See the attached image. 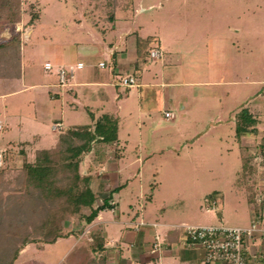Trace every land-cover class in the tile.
Listing matches in <instances>:
<instances>
[{"label":"rangeland","instance_id":"rangeland-1","mask_svg":"<svg viewBox=\"0 0 264 264\" xmlns=\"http://www.w3.org/2000/svg\"><path fill=\"white\" fill-rule=\"evenodd\" d=\"M134 1L135 12L119 10L115 19H112L109 16L112 13L113 0H23V8L27 13L23 15L21 22L16 24V29L23 31L22 78L0 79L2 112L0 119L4 125L7 123V128L4 131L1 128L0 132V152L3 156L0 171L6 168L5 175L1 176L4 183L0 185V243L2 246L7 243L20 246L27 239L33 240L20 251L16 264H84L90 258H95L99 264H108L102 263L100 259L104 251L96 249L98 244H101L100 232L91 227L96 218L91 223L86 219L92 207H82L80 210H70L68 207L58 223L62 236L54 243H44L42 240H45L51 223L47 218L42 219L46 220L45 225L39 223L42 216L32 219L34 222H29L24 218L28 213L25 210V202L17 204L18 202L12 200L16 195L6 192V189L12 192L9 186L10 177L14 176L13 170L19 169L22 162L19 155L9 154L10 151L7 149L9 150L10 146L5 143L28 140L40 134L42 135L40 145L42 147L51 145L55 134L51 132L50 120L47 119L55 114L57 108L51 109L50 102L47 101L38 102L48 92L47 83L58 79L54 76L57 67L50 54L53 55L57 50L64 54L63 50L68 45L75 48L79 43L85 46L92 43L91 35L86 33L88 29L83 27L86 22L89 25L94 23L95 26L91 29L94 33H99L96 27L106 29L114 22L124 20L123 17L126 16L128 18V21L124 22L126 27L137 30L138 34L144 37L153 35L157 39L160 38L161 47L165 52H172L175 55L180 46L187 52L194 50V55L188 57L194 58L200 67L208 72L206 74L208 77L203 79L221 80L222 76L227 75V78L244 81L236 86L219 84L185 88L181 79L183 72L185 76H189L188 71L180 69H175L173 73L160 71L159 66H156L158 59L149 55L144 56L140 65L141 68H145V64L148 63L146 77L151 81L154 79L159 81L165 75L163 81L170 84L167 85L169 87L164 99L166 97L176 118L174 122L166 121L161 108L160 94L143 100V111L154 110L152 116L151 118L143 116L140 118L141 121L138 119L133 121L135 118L133 116L122 117L120 132L118 128L119 148L111 149V143L97 139L92 143L90 152L83 155L81 174L89 173V186L92 178L99 174L97 168L99 163H108L109 158L120 159L121 165L133 162V170H136L139 161L136 160L138 152L135 146L140 144L143 153L148 147L155 151L144 163L142 183L145 193L141 195L138 181L133 182L131 187L134 190L133 197L119 202L121 217L123 212L125 215L142 214V207L146 206L148 220L163 221L166 217L172 221L170 223L181 224L183 232V227L190 225L248 227L252 225L250 216L252 210L258 216L261 212L264 213V203L261 208V204L255 201V198L259 197L264 199V190L256 186L259 173L252 176L250 168L247 167L244 171L246 176L240 177L241 149L243 152L254 153L256 146L264 144L262 139L264 114L259 108V105L264 106V0ZM30 4L36 5L40 11V18L32 27H26L30 18L27 10ZM11 36V28L5 26L0 30L1 40H7ZM78 53L77 49L73 54L74 59ZM95 59L98 60V57L92 58ZM48 61L54 65L52 70L45 68ZM176 63L174 61V64ZM135 74L138 76L139 72ZM118 77L121 78V75ZM188 79H191V76ZM33 84L37 86L31 90L24 89ZM122 87L121 85L119 90H123ZM15 89L18 91L11 92ZM125 89L128 91L131 87ZM193 91L203 92L208 97L195 98ZM235 93L237 98L232 100L231 96ZM235 102H238V109L248 108L254 117H257L259 121L257 128L261 132L259 135H247L240 142L236 139L233 121ZM35 112L38 113L40 122L34 120ZM82 119L72 123L87 122ZM219 120L220 123H217ZM60 128L59 124L55 126L57 130ZM187 147L190 148L189 151ZM188 152H194L191 155L192 160ZM191 161L196 169L190 165ZM69 163L70 160L64 162L66 168L63 167V171L68 172ZM62 174L64 173L59 170L56 177L62 178ZM191 175L199 181L193 180ZM189 177L191 178L187 181ZM260 179L262 180V177ZM203 186H206L207 194L224 193L223 197L220 196L221 213L213 209L207 211L205 198L196 204V199L191 193L203 190ZM165 192L166 195L163 194ZM178 194L180 198L176 196ZM95 197L93 207L103 204L102 197ZM41 199L50 209L59 208L60 204H64L62 199L47 194L46 196L41 194ZM38 203L36 200L35 205ZM218 204L220 207V201ZM39 209L45 215L46 208L42 204ZM105 220L113 223L107 213L102 221ZM27 223L29 231L26 230ZM258 223L264 226L263 220L262 222L259 220ZM113 226L116 229L120 225ZM111 260L112 258L109 259V263L113 264Z\"/></svg>","mask_w":264,"mask_h":264},{"label":"crops","instance_id":"crops-1","mask_svg":"<svg viewBox=\"0 0 264 264\" xmlns=\"http://www.w3.org/2000/svg\"><path fill=\"white\" fill-rule=\"evenodd\" d=\"M119 10L129 12L130 9L125 10L119 8L116 13ZM123 18L124 20L122 19L118 23L114 22L106 29H100L99 27H96L99 33H94L93 29H91V27L94 28V23H92L93 25H89L88 22H86L83 27L86 30L88 29L86 33L91 35L92 43H88L87 46H85V44L79 45V43L75 48H71L68 45L69 47L67 46V48L63 50L64 54L59 52V50L55 51L53 55L50 54L54 60L55 67H57L54 74L55 77L57 76V71L59 68L76 66L77 63L83 62V66L76 68L74 70L73 76L69 77L65 84H59V78L55 81L48 82V92L43 99L38 100L39 103H41V101L50 102L51 109L57 108L55 114L47 119L50 120L51 132L55 134V136L52 137L53 139L51 145L54 143L58 132H60L64 127L66 128L67 126L75 125H93L95 121L103 114H111L117 119L119 132L122 117L126 118L129 116L131 118L133 116L135 117L133 121L136 119L141 121L140 118L143 116L151 118L152 112L154 110L151 111L147 109L143 111L142 102L143 100L148 98L151 99L152 97L158 96L159 94L161 95L160 99H162L160 102L163 103H161V108L164 118L166 121L174 122L176 115L174 112H172L171 106L168 104L166 97L164 99V95L166 96L165 92L168 91L169 87L167 85H170L169 83H165L163 81V77L165 75L162 76L159 81L155 79L154 81L156 82L151 81L146 77L148 63L145 64V68H141L140 65L141 60H144V56H146L148 51L147 48L139 49L137 46V40L138 38H147L152 37L153 35H148L145 37L141 36L138 34L137 30L126 27L124 22H127L128 18L126 16ZM158 42L159 45L154 44L155 46L153 45V49L156 47L160 50V57L157 58L152 57L151 55L149 56L158 59V64H156V66H159L160 71H171V73L175 72V69H180V71H188L191 79H188L189 76H185L184 72L183 78L181 79L183 80L182 84L186 86L185 88L199 85L209 86L219 84L236 86L237 84H242L244 82L242 79L227 78V75L222 76L221 80H215L213 78L203 79L208 77V75H206L208 72L200 67L198 61L194 60L192 57H188L194 55V50L187 52L184 50V47L180 46L178 52L173 55L172 52H165V49L161 47L162 41L160 38L158 39ZM77 49L79 50V53L74 59L73 54ZM81 52L84 53L81 54ZM95 57H98V60H92V58ZM174 61L177 63L174 64ZM48 62L51 63L50 61ZM101 62H105V65L101 66ZM184 63H186V65H184ZM53 66L54 65L52 64V68ZM136 72H139L138 76L135 74ZM118 75H121V78L126 75H134L137 81L136 85L133 87L134 89L136 88V90H134L132 87L131 89L133 90L130 89L127 91L125 89L130 87H122L125 90H119L121 86V78L118 77ZM172 85H174V82H172ZM36 86V84H33L26 88L24 87V89L29 88V90H31L32 87L35 88ZM42 86L44 85L42 84ZM17 91L15 89L11 92ZM229 94L230 93H228V95ZM236 94L237 93H235L234 96H231L232 100L237 98V96H235ZM193 96L195 98L208 97L206 94L204 95V93L200 91H193ZM182 107L185 108L184 106ZM146 108H148V106ZM242 108L243 107L238 109V102H235L233 113L235 127L237 123V114ZM259 108L261 113L264 114V106L259 105ZM167 111L172 113L171 118L166 117L165 113ZM37 114L38 113L35 112L33 114V118L35 121L40 122ZM186 115L187 113L184 114V116ZM0 116H2L1 111ZM81 118H83L82 120H87V122L84 124L72 123L73 121ZM220 121L221 120H219L217 123H220ZM0 123L2 124V130L4 131L7 128V123L5 122L4 125L1 122V119ZM58 124L61 126V128L57 130L55 129V126ZM119 132H117V140L111 142L110 144L112 145L111 149H115V147L119 148ZM205 132H207V130H205ZM34 136H39L40 141L42 140V135L38 134ZM5 144H7V142ZM135 147L136 151L138 152L136 160L139 161L136 170H133V162L128 164L123 163V165H121L120 159L109 158L108 163H99L97 167L99 174L95 175L90 183V187L95 193V196L102 197L103 199H109V207H106L100 211L94 223L91 224L92 229L94 228L96 231L100 232L101 243L102 240L104 241V252L109 256V259L112 258L111 263L113 264L115 262L117 264H204V249L198 245H188L185 242L183 239L182 228L180 227L181 224L170 223L172 221H169L166 217L163 218L164 215L162 217L164 219L163 221L148 220L146 215L148 208L146 206L142 207V214L128 213L125 215V212H123L121 217V207L119 202L133 197L134 190L131 188L132 183L138 181L140 194L143 195L145 193V187L142 183V177L144 174L143 168L145 167L144 163L149 155H152L155 152L153 149L151 150L148 147V149H144L143 153V147L140 144ZM255 148H257V146ZM187 150L189 151L190 148L187 147ZM192 153L194 152L187 153L190 156V160H192ZM144 154L147 157H145ZM241 161V176H245L246 174L244 175L245 168L243 167V160L241 159ZM258 161H260L259 158H257V162ZM190 165L193 167V169H196V166L192 161ZM208 172L209 174L211 173L210 168L208 169ZM258 173L259 175H257ZM256 175L258 176L256 186L258 188H262L263 191L264 164L257 165ZM191 176L196 182L199 181L193 175ZM261 177L262 180L260 179ZM190 178L191 177H189L187 181H189ZM202 184H204V182ZM205 187L203 186V190H195L191 193V196L196 199V204L200 203L203 198H205L206 203L209 202L207 201V197L210 193L207 194ZM151 194L153 195V192ZM163 194L166 195L167 192ZM217 194L218 195L216 196L218 201H220V207H218V209L215 211H219V213H221L220 210L222 203L220 198L224 196V193ZM176 196L180 198V194ZM244 196L247 198L245 193ZM257 202L261 204L262 208L264 199H260L259 197ZM254 208L255 206L252 207V209ZM205 209L210 211L207 208ZM106 213L108 214V217H111L113 223H110L106 220L105 222L102 221ZM250 216L252 217V221L254 218H257V220H260L261 222L263 220L264 222V213L262 214V212L258 216L257 213L252 210ZM109 224H111V226H120L119 228L117 227L114 229V226L111 227ZM157 243H160L159 249H155V244ZM251 251L264 256V237L263 239L258 237L253 240L251 244ZM252 264H264V257H262L257 262H253Z\"/></svg>","mask_w":264,"mask_h":264},{"label":"trees","instance_id":"trees-1","mask_svg":"<svg viewBox=\"0 0 264 264\" xmlns=\"http://www.w3.org/2000/svg\"><path fill=\"white\" fill-rule=\"evenodd\" d=\"M113 1L111 4L112 13L109 16L112 19H115V13L119 8L133 10L135 4L134 0ZM27 10L30 18L26 23V27H32L40 18V11L37 10L35 4H30ZM25 13L27 12L23 8V0H0V30L5 26L12 29V36L9 39H0V79L14 80L22 77L23 31L16 29V24L21 22ZM154 44L159 45L158 39L154 36L138 38L137 40L138 48H147L148 55H151V51L155 46ZM247 117L249 119H246ZM258 124L257 117L255 118L248 108H242L237 114L235 127L237 140L240 142L247 135H258L261 133L259 128H257ZM117 132V119L111 114H103L93 125L64 127L58 132L54 143L49 147H42L40 145L39 136H33L31 139L18 142H7V145L10 146V149H7L8 152L10 151L9 154L12 155L15 153L19 155L22 163L19 169L13 170L15 171L14 176L10 177L9 186L12 188V192L8 189H6V192L7 194L11 193V195H16L12 200L18 202L17 204L25 202V210L28 213L24 218L29 220V222H34L35 220L32 219L42 216L40 220L47 218V221L51 223L52 226L48 229L45 240H42L44 243H54L62 236L58 223L66 210H80L82 207H92L91 213L86 217L91 223L100 211L109 207V199L107 201V198L103 200V204L93 207L96 201L95 193L89 186V173L81 174L83 168L81 161L83 155L86 152H90L92 143L95 140L100 139L111 143L117 140ZM262 133V139H264V132ZM245 149L248 148L245 147ZM257 158L260 161L257 162ZM241 159L243 160L244 170L249 167V172H252V176L256 175L257 165L264 164V144L257 146L254 153L243 152L241 149ZM67 160H70L68 172L62 170L65 166L64 162ZM59 170L64 173L62 174V178L56 177ZM5 173L6 168L0 171V185L4 183V181H1V176L5 175ZM60 178L62 179L61 183ZM41 194L43 196L47 194V196L50 195L51 197L60 198L64 201V204H60L59 208L50 209L48 204L42 202ZM214 198H217V196L212 193L208 196L207 201ZM36 200L39 201L37 205H35ZM255 201H257L256 198ZM40 204L46 208L45 215L39 209ZM18 208L21 207L18 206ZM21 221L25 222L22 219ZM45 221L42 220L39 223L45 225ZM25 226L26 230L29 231L28 223ZM29 241L27 239L20 246L17 244L11 245L12 243H7L5 246H2V243H0V264H16L20 251ZM96 249L104 251V244H98ZM100 259L102 263L106 262L110 264L109 257L105 252H102ZM99 263L95 258H90L84 264Z\"/></svg>","mask_w":264,"mask_h":264},{"label":"built area","instance_id":"built-area-1","mask_svg":"<svg viewBox=\"0 0 264 264\" xmlns=\"http://www.w3.org/2000/svg\"><path fill=\"white\" fill-rule=\"evenodd\" d=\"M161 52L156 47L152 49V57H160ZM101 66L105 62L100 63ZM83 66V62L77 63L76 66L68 68H59L58 77L60 84L67 82L72 77L74 70ZM46 69H51L52 64L46 63ZM136 77L134 75H126L121 78L120 84L123 87H133L136 85ZM167 118L172 117V113H165ZM2 125L0 124V132ZM3 156L0 152V165ZM218 198L209 200L207 209L217 210L219 207ZM259 220L254 218L252 225L248 227L236 226L227 227L224 225H199L183 227V239L188 245H198L204 249V264H252L259 261L261 254L251 251V244L254 239L264 237V227L259 225ZM160 243L155 244V249H159Z\"/></svg>","mask_w":264,"mask_h":264}]
</instances>
